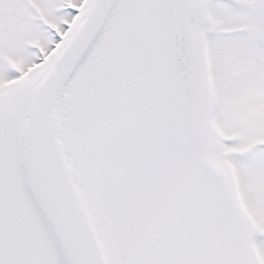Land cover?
I'll return each mask as SVG.
<instances>
[{"label":"snow or ice","instance_id":"snow-or-ice-1","mask_svg":"<svg viewBox=\"0 0 264 264\" xmlns=\"http://www.w3.org/2000/svg\"><path fill=\"white\" fill-rule=\"evenodd\" d=\"M0 264H264V0H0Z\"/></svg>","mask_w":264,"mask_h":264}]
</instances>
